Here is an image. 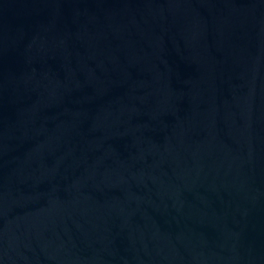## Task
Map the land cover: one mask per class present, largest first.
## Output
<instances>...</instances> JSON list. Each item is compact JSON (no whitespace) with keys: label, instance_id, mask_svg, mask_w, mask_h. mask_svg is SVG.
I'll list each match as a JSON object with an SVG mask.
<instances>
[{"label":"water","instance_id":"water-1","mask_svg":"<svg viewBox=\"0 0 264 264\" xmlns=\"http://www.w3.org/2000/svg\"><path fill=\"white\" fill-rule=\"evenodd\" d=\"M0 264H264V0H0Z\"/></svg>","mask_w":264,"mask_h":264}]
</instances>
